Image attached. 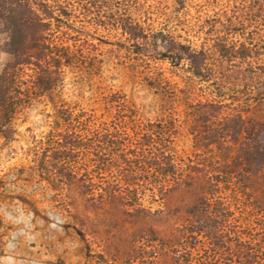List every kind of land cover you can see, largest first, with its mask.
<instances>
[{"label":"rangeland","instance_id":"374dc122","mask_svg":"<svg viewBox=\"0 0 264 264\" xmlns=\"http://www.w3.org/2000/svg\"><path fill=\"white\" fill-rule=\"evenodd\" d=\"M2 70L0 264H264V171L193 132L264 122V0H0Z\"/></svg>","mask_w":264,"mask_h":264},{"label":"trees","instance_id":"16d2710c","mask_svg":"<svg viewBox=\"0 0 264 264\" xmlns=\"http://www.w3.org/2000/svg\"><path fill=\"white\" fill-rule=\"evenodd\" d=\"M8 11L9 13H14H12L11 21L15 27L18 26V17L20 14L12 10V8H9ZM15 39H13L14 44L16 43ZM178 46L183 52L190 51L189 45L178 44L177 47ZM240 54H244V56H246L245 52L243 51H240ZM179 56H181V52L179 53ZM193 67L196 74L203 77H208V75L205 74L199 66H196L195 64ZM8 75V71H0V93L2 87H4V93H2L3 96L0 97V114L3 117L2 119L5 121H8L14 108V95L9 92L10 90L8 87H5L4 84V82L9 78ZM40 84L44 87H51L55 84V81L51 78H42L40 80ZM254 89L255 87L249 88V92L253 94ZM260 97L255 96L256 99L259 98L257 100L259 104H264V101L260 100ZM224 106V102H215L209 100L195 103L193 106L195 120L193 127L194 136L197 138L198 142L204 143V145L207 146L211 143H217L222 146L223 142H225L227 139H230L233 142V155H231L230 165L237 169L238 173L240 174V179L250 178L252 175H258L260 171H264V134L262 133L264 122L260 120H254L251 123V126H244V124L248 123V121L252 120V118L250 116L248 118L243 116L242 112L240 111L234 114L222 115V109ZM222 116L224 118H221V121H223L221 122L223 123L221 128H217L219 130L215 134H213L214 132L208 134L206 131L211 128V124L209 123L213 122V117L217 118ZM229 119H231L230 124L228 122ZM2 124L3 122L0 123V128ZM251 129H255L257 132ZM227 145L231 147L230 143ZM161 151L166 164L164 172L175 173L176 171L174 170L176 168L174 166V162L172 161L171 152L166 150V148L161 149ZM179 174L180 175H178L177 181L180 182L182 180L183 174L180 172Z\"/></svg>","mask_w":264,"mask_h":264},{"label":"bare ground","instance_id":"6f19581e","mask_svg":"<svg viewBox=\"0 0 264 264\" xmlns=\"http://www.w3.org/2000/svg\"><path fill=\"white\" fill-rule=\"evenodd\" d=\"M10 262V261H9ZM12 263V262H11Z\"/></svg>","mask_w":264,"mask_h":264}]
</instances>
